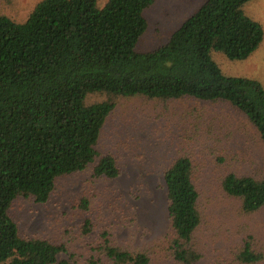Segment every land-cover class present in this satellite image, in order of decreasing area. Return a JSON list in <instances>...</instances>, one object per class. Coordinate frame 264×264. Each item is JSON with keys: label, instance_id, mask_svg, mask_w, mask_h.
Returning a JSON list of instances; mask_svg holds the SVG:
<instances>
[{"label": "trees", "instance_id": "trees-1", "mask_svg": "<svg viewBox=\"0 0 264 264\" xmlns=\"http://www.w3.org/2000/svg\"><path fill=\"white\" fill-rule=\"evenodd\" d=\"M252 1L206 0L164 46L144 53L137 46L154 0H108L104 7L98 0H42L24 22L0 15V264H57L67 253L62 245L20 236L11 215L16 200L45 204L59 179L93 166L94 178L119 177L117 159L97 149L115 104H88L90 95L226 104L264 143L263 87L226 76L213 59L221 54L245 61L259 49L263 26L244 11ZM195 177L186 156L164 173L169 251L177 264L203 258L196 242L203 217ZM222 189L247 215L264 208V178L230 173ZM90 205L85 197L80 208L88 211ZM93 230L88 219L83 234ZM102 239L100 250L112 264L151 263L147 252L114 247L106 232ZM262 262L264 252L251 238L233 259V264Z\"/></svg>", "mask_w": 264, "mask_h": 264}, {"label": "rangeland", "instance_id": "rangeland-1", "mask_svg": "<svg viewBox=\"0 0 264 264\" xmlns=\"http://www.w3.org/2000/svg\"><path fill=\"white\" fill-rule=\"evenodd\" d=\"M41 1L0 0V15L24 22ZM205 1L154 0L145 12L148 30L137 51L164 46ZM107 2L98 0V5L104 7ZM244 11L264 29V0H253ZM213 59L226 76L255 80L264 89V41L248 60L233 62L221 54ZM106 101H113L115 108L97 149L117 159L119 177L94 178L93 166L59 179L45 204L19 198L11 215L21 237L64 246L67 253L59 255L57 264H90L93 259L112 264L100 250L105 232L114 247L147 252L150 264H177L169 251L172 230L164 173L176 159L186 156L195 166L203 217L196 236L203 255L198 264H233L248 238L264 252V208L247 215L240 201L222 189L230 173L264 178V143L243 115L226 104L192 99L163 102L104 94L87 99L88 104ZM85 197L91 203L88 211L80 208ZM88 219L94 230L84 235Z\"/></svg>", "mask_w": 264, "mask_h": 264}]
</instances>
